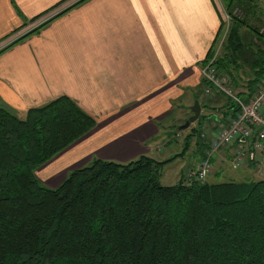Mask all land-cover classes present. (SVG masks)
I'll use <instances>...</instances> for the list:
<instances>
[{
	"label": "trees",
	"instance_id": "1",
	"mask_svg": "<svg viewBox=\"0 0 264 264\" xmlns=\"http://www.w3.org/2000/svg\"><path fill=\"white\" fill-rule=\"evenodd\" d=\"M235 5L246 16L264 12L257 0H225L226 8ZM245 24L231 19L228 51L216 62L233 83L231 67L247 65L252 90L264 78V33L255 30L247 41L240 32ZM95 124L65 95L23 118L0 105V264H264V178L185 183L181 174L174 184L160 181L161 168L185 153L193 135L203 156L207 143L198 127L190 128L179 153L163 160L94 158L56 187L42 184L35 170Z\"/></svg>",
	"mask_w": 264,
	"mask_h": 264
},
{
	"label": "crops",
	"instance_id": "2",
	"mask_svg": "<svg viewBox=\"0 0 264 264\" xmlns=\"http://www.w3.org/2000/svg\"><path fill=\"white\" fill-rule=\"evenodd\" d=\"M219 3L225 0H0V49L48 20L0 52V105L23 118L65 95L96 121L39 166L37 179L56 187L94 158L170 157L174 125L191 115L195 99L202 123L193 127L224 122L227 99L200 92Z\"/></svg>",
	"mask_w": 264,
	"mask_h": 264
},
{
	"label": "built area",
	"instance_id": "3",
	"mask_svg": "<svg viewBox=\"0 0 264 264\" xmlns=\"http://www.w3.org/2000/svg\"><path fill=\"white\" fill-rule=\"evenodd\" d=\"M225 15L229 18L231 13ZM220 46L221 42H216L213 54L200 67L203 94L221 93L238 110L235 114L230 111L226 120L218 124L207 142L204 155L191 171L185 173V183L204 181L212 171L211 160L221 149L228 150L235 167H250L258 175H264V78L255 83L252 90L245 87L238 91L227 72L216 62ZM260 126L263 127L254 132ZM201 135L205 137L206 133Z\"/></svg>",
	"mask_w": 264,
	"mask_h": 264
},
{
	"label": "rangeland",
	"instance_id": "4",
	"mask_svg": "<svg viewBox=\"0 0 264 264\" xmlns=\"http://www.w3.org/2000/svg\"><path fill=\"white\" fill-rule=\"evenodd\" d=\"M262 7H264V4H262ZM219 10L221 15V23H223V27H222L223 30L221 31V34L219 35L217 40V42L218 43L221 42L222 45L219 47V52H218L219 55L222 54L224 55V53L228 51L227 47H225L224 49V45L226 46L227 44L226 38L229 32L228 28L230 26L231 19L232 20L238 18L246 19V24L242 26L240 32L242 34L247 35V37L249 38V39L247 38V41L249 40L252 41L253 39L256 38L255 30H257L258 33H264V12L258 14L257 16H246L244 13H242L241 10H240L241 12L239 11V6L235 5L230 10L228 9V7L227 8L225 7V4L223 5L220 3H219ZM228 10H230L231 13V15H229V18L225 15V13H227ZM239 65L240 66H238L237 68L231 67L233 80L235 81V83L233 84L235 85L238 91L244 89L246 87L247 80H249L252 77V73L247 67V65L242 64V62H239ZM207 113H211V112H207ZM185 120L183 119L182 121H180L178 123L179 125L177 126L174 125L172 140L168 144L173 149L169 152V155L167 156H171L174 153H179L182 150L184 139L189 134L190 128L193 127V125L195 124V121H193L189 124L187 128L180 129L178 126L182 125L185 122ZM214 127L212 128L209 127L208 129H211L209 131H205V129H201L199 131L200 135L203 133H207L208 137H206V135L205 137H203L202 135L200 137V138H204L205 143L209 141L210 136L213 134L215 130ZM195 136L197 135H193L192 138L189 140L190 143L189 148L185 151L183 155L177 156L171 162H168L161 168L160 181L162 184L164 185L174 184L181 177V174L183 176L187 171L189 172L195 167L196 162L200 158L199 157L200 154L197 148L198 146L196 144L197 138H195ZM204 151L202 153L203 155L205 153ZM221 154L223 155V158L220 157L216 158V154H215V157H213V159L211 160L212 171L206 176L204 181L208 180L210 182H215V181H223L228 179L241 181L248 178L249 179L264 178V175L256 174V172L253 169L247 168L248 171L245 172H249V173H245L242 171V169H245L244 167H235L232 163V158L228 150H226L225 152H221Z\"/></svg>",
	"mask_w": 264,
	"mask_h": 264
},
{
	"label": "water",
	"instance_id": "5",
	"mask_svg": "<svg viewBox=\"0 0 264 264\" xmlns=\"http://www.w3.org/2000/svg\"><path fill=\"white\" fill-rule=\"evenodd\" d=\"M191 115L185 120V122L180 125V129H185L189 126V124L193 121H196L200 114V104L197 99L194 100L193 104L190 106ZM263 126H260L259 128L255 129L254 132H257L260 128Z\"/></svg>",
	"mask_w": 264,
	"mask_h": 264
},
{
	"label": "bare ground",
	"instance_id": "6",
	"mask_svg": "<svg viewBox=\"0 0 264 264\" xmlns=\"http://www.w3.org/2000/svg\"><path fill=\"white\" fill-rule=\"evenodd\" d=\"M196 181V180H195ZM194 182V181H193ZM199 182V181H198Z\"/></svg>",
	"mask_w": 264,
	"mask_h": 264
}]
</instances>
